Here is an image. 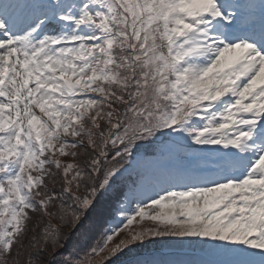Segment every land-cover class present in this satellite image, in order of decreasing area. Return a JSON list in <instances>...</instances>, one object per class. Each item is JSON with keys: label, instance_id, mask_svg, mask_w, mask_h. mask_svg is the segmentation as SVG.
<instances>
[{"label": "snow or ice", "instance_id": "1", "mask_svg": "<svg viewBox=\"0 0 264 264\" xmlns=\"http://www.w3.org/2000/svg\"><path fill=\"white\" fill-rule=\"evenodd\" d=\"M117 261L264 264V0H0V264Z\"/></svg>", "mask_w": 264, "mask_h": 264}, {"label": "trees", "instance_id": "2", "mask_svg": "<svg viewBox=\"0 0 264 264\" xmlns=\"http://www.w3.org/2000/svg\"><path fill=\"white\" fill-rule=\"evenodd\" d=\"M62 164L72 163L73 158L72 157H59ZM54 170V169H53ZM49 187H52L51 182L49 181ZM56 190H59V184L56 186ZM81 195H83V190H81ZM108 213L105 211V205L102 203H98L96 209H94L92 212L89 213L88 219L84 222V227L80 230L82 232H87L89 236L88 243L90 244L93 239H95L99 233L101 228L104 226V221L107 219ZM53 223H57L56 221H53ZM31 228V224L29 225ZM69 229H65V231H68ZM77 243L75 240V237L73 240L69 241V247L72 246V244ZM85 245L81 244V248H83ZM128 258V256L122 257L121 260Z\"/></svg>", "mask_w": 264, "mask_h": 264}]
</instances>
